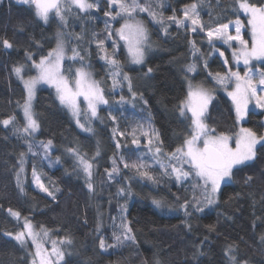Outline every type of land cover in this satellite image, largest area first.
Here are the masks:
<instances>
[{
  "label": "trees",
  "instance_id": "obj_1",
  "mask_svg": "<svg viewBox=\"0 0 264 264\" xmlns=\"http://www.w3.org/2000/svg\"><path fill=\"white\" fill-rule=\"evenodd\" d=\"M96 1L99 7L88 14L79 13V18L75 9L66 14L65 27L54 15L48 24H43L28 5L17 0H0V120L15 115L16 122L23 125L17 101H22L24 89L12 71L13 66L27 63L29 68L24 72L25 77L33 75L32 61H27L26 52H31L38 62L41 55H47L54 47L56 33L64 27L68 33L71 30L73 35L82 36L79 41L73 39L69 46L78 47L81 54L89 52L94 79L102 81L109 99V105L99 110L100 119L93 121L94 134L82 132L51 90L45 88L37 92L33 102L40 123L36 135L23 138L13 132L12 126L5 128L0 124V264H29V254L11 238L12 235H5L22 229L9 209L18 211L21 219L27 217L36 230L40 231L43 226L57 240L65 236L72 238V245L67 247L68 256L61 264H143L145 259H158L160 264H227L224 250L228 245L235 247L239 259L247 260L249 264H264V243L260 241L264 235V147L257 146V159L251 162V167L237 171L230 182L221 187L217 203L205 207L202 212L193 211L190 217H185L183 209L175 214L159 212L151 202L160 200L170 208L179 207L186 198L191 200V179L177 184L153 165L152 172L159 181L153 183L120 164V175L112 182L108 181L105 169L113 166L110 158L114 154L117 159L123 154L129 161L143 154L152 163L146 138L140 137L141 144L134 145L132 137L127 135L131 128L149 117L160 134L165 152L174 151L183 142L189 127L185 119L180 118L176 105L186 93L185 68L189 64L194 63L198 68L199 73L191 75L194 82H203L214 91L215 99L206 116L209 126L215 127L217 133L229 134L236 132V126L230 101L220 93V87L209 75L210 72H224L220 58L210 54L213 47L206 43L204 33L178 28L173 21L165 20L166 35L160 24L155 26L142 18L154 46L144 66H126L123 51H117L116 58L120 60L122 70L131 77L137 99L131 103H116L122 95L126 100L131 99L124 90L121 93L112 90L105 64L99 60L101 50L93 34L99 39L108 35L104 15L108 6L105 0ZM193 2L198 3L200 17L206 25L228 23L237 18L232 8L233 0H164V7L158 11L165 18L173 12L181 18V9ZM251 2L264 4V0ZM239 18L246 25V15L240 12ZM117 25L118 22L114 24ZM244 36L247 37L246 32ZM4 39L13 45L11 49L3 47ZM190 40L199 49L195 56ZM71 64L69 60L64 62L66 74ZM149 68L152 69L150 73ZM110 112L117 117L116 124L110 119ZM263 117L264 112L250 111L244 127L263 135ZM113 128L124 131L127 138L118 133L114 138ZM49 139L53 142L48 153L53 161L51 166L43 163V149L34 144ZM26 141L33 144V151L38 155L28 154L25 167L27 171L35 167L50 190L59 189L55 192V200L33 187L30 181L23 192L17 186L18 160L21 152H28ZM116 141L121 144L119 150ZM68 148L78 149L93 163L94 192L88 191L81 175L70 173L66 162L70 153ZM98 149L99 155H96ZM57 157L59 163H55ZM248 175H252L253 180L245 184ZM120 187L130 189L131 195H117ZM121 216H126L130 222L136 242L128 241L102 251L100 239L103 238L106 244L114 243L113 228H117V217ZM209 226H213L212 231ZM197 249H202L204 255L197 254Z\"/></svg>",
  "mask_w": 264,
  "mask_h": 264
},
{
  "label": "snow or ice",
  "instance_id": "obj_2",
  "mask_svg": "<svg viewBox=\"0 0 264 264\" xmlns=\"http://www.w3.org/2000/svg\"><path fill=\"white\" fill-rule=\"evenodd\" d=\"M17 2L31 7L34 10L35 17L44 24H48L50 17L54 14L65 27L67 26L66 14L72 13L73 9H78L76 15L79 18V13H88L90 10L99 7L95 0H17ZM163 7L164 0H157L155 5H153L152 0H108L109 10L104 12V15L108 17V21L105 22V31L108 33L107 39H112L113 51L109 53L104 48L105 40L99 39L96 34H93V39L98 49L104 53L101 59L108 65V78L111 80L112 90L123 88L126 83L128 91L131 93V100H126L122 95L116 103H131L137 99V94L133 91L132 79L127 72L122 70L121 62L116 58L115 50L119 46V41H122L131 63L136 65L145 63L146 49L149 47V33L143 20L138 19L137 16L139 13H147L153 22L160 24L161 30L166 35L168 34V26L165 20L173 21L178 28H184L190 32L199 30V32L204 33L210 46L213 45V41L219 40L233 48V61L236 64L242 63L245 66L243 75L240 71L232 70L227 59L224 60V67L228 69L226 72H210L209 75L214 83L226 91L231 99L235 112V125H241V122L249 115L250 103L254 102L257 108L264 110V71L259 68L254 71L250 67L252 60L264 61V4L252 3L251 0H233L232 8L237 13V18L228 23L219 22L214 25H206L202 21L198 11L199 5L196 2L183 8L182 18H179L175 12L165 18L162 13L156 10ZM240 12L248 18V26L251 30L250 41L244 39L241 35V30L245 25L242 24L239 18ZM118 20L123 22L120 23L118 28H113L111 22ZM187 22H190V25ZM231 26H234L235 34L230 32ZM114 36L118 37L119 40L114 39ZM70 39L79 41L82 36L71 33L65 34L62 30H58L55 47L50 49L47 55H41L38 62L31 52H26L27 61H32L31 69L35 70L36 75L25 77L24 72L29 68L27 63L13 66L12 71L20 79L24 89L22 101H17L24 123L22 126L19 125L16 122V116L13 115L0 120V124H3L5 128L12 126L13 132L23 138L33 137L39 131L40 123L36 118L33 100L37 86L45 84L55 89L59 103L69 111L77 127L84 132L94 134L93 121L100 119L99 106L109 105V99L105 94L102 81L94 79L87 70L86 65L83 63L84 57L78 47L73 46L71 55L67 54L66 46L70 43ZM233 41L239 45L238 48L234 47ZM2 43L5 49L13 47L7 39H4ZM189 43L195 56L199 49L194 41L190 40ZM213 50L219 51L215 47H213ZM219 55L223 58L225 53L220 51ZM65 60L73 62L79 60L81 62L80 66L76 67L74 75L71 73V66L68 69L69 74H65L63 70ZM205 67H207V61H205ZM148 72H152V69L149 68ZM195 72L196 64L186 66L185 73ZM186 80V94L176 105V111L181 117L189 121V131L183 142L174 151H164L162 141L159 139L160 134L152 126L150 117L143 123L131 128V132L127 135L132 137L131 143L134 145L141 144L140 137L146 138L147 149L148 153L151 154L152 162L159 164L163 175L170 178L174 176L177 184L181 185L184 181L190 179L193 181L191 200L186 198L184 203L179 205L183 209L185 217H190L193 215V211L202 212L205 207L217 203V194L221 190L222 183L230 181L237 171H241L245 167H251V162L257 159V145L264 147V135L243 126L234 134L217 133V129L210 127L206 122L209 105L215 99L212 90L206 87L203 82H194V77L186 76ZM230 85H232L231 88ZM81 101L86 106L83 109L81 108ZM109 117L113 124L117 123V117L111 112ZM112 131L114 138L117 133L120 137L127 138L126 133L119 131L118 128H113ZM233 140L234 146H232ZM26 142L28 152L33 156L38 155L37 152L33 151V144L30 141ZM38 147L42 148L44 155L47 156L53 147V142L51 139L47 142L41 141ZM116 148L117 150L121 148L119 141H116ZM67 151L76 157L77 164L84 174L85 186L88 191L90 193L94 192L93 163L85 155H81L76 148H68ZM25 155L23 152L20 153V159L18 160L20 168L16 173L17 186L21 192L24 189L20 174L24 171ZM96 155H99V149ZM110 160L113 166L110 169H105L109 182L120 175V164H123L125 169L133 170L142 179H147L153 183L159 182L152 172L153 163L145 159L143 154L138 155L135 160L131 161L125 158L123 154H119V159H117V154H114ZM59 162L60 158L57 157L55 163ZM32 176L34 178L33 182L39 190L55 200V192L59 189L50 190L46 187L35 167H33ZM252 180L253 176L248 175L244 183L248 184ZM125 194L131 195L130 189L120 187L117 195ZM176 199L179 200L180 197L177 196ZM153 204L156 207L164 206V203L160 200H153ZM121 209L126 211L123 205H121ZM8 211L17 220L20 219L21 214L18 211L12 209ZM115 219L114 217L113 223H115ZM187 226L191 227L190 225ZM117 227L120 231L113 233L114 243L106 244L103 238L100 239L99 247L102 251L123 245L128 241L136 242L133 229L126 216L120 217V223ZM99 228L100 224L98 223L97 231H99ZM212 230L213 226H209V231ZM41 233L44 240L49 238L47 229L41 226L40 231H36L33 223L25 217L22 230L15 234L5 233V235H12L17 244L24 249H28V242L31 241L34 251H28L31 257L29 264H61L65 256L63 246L72 245V238L65 236L58 241L53 240L51 251H48L41 240ZM260 241L264 243V235H261ZM235 252L236 249L233 245H228L225 248L224 256L227 264H249V261L239 259ZM197 254L204 255L202 249H197ZM143 264H160V261L158 259L152 261L145 259Z\"/></svg>",
  "mask_w": 264,
  "mask_h": 264
},
{
  "label": "rangeland",
  "instance_id": "obj_3",
  "mask_svg": "<svg viewBox=\"0 0 264 264\" xmlns=\"http://www.w3.org/2000/svg\"><path fill=\"white\" fill-rule=\"evenodd\" d=\"M106 1V3H107V6H108V0H105ZM95 2H97L96 0H95ZM152 2H153V5H155L156 4V2H157V0H152ZM158 9H160V8H157L156 10L158 11ZM96 10V9H95ZM108 10H109V8H108ZM75 11H77L78 12V9H75ZM91 11H93V10H90L88 13H90ZM182 11H183V9H181V18H182ZM159 12V11H158ZM88 13H81V14H88ZM54 15V14H53ZM52 17V16H51ZM50 17V18H51ZM106 17V16H105ZM107 19H106V21H108V17H106ZM137 18L138 19H142V18H146L147 20H149L153 25H155V26H158L159 24L158 23H155V22H153L152 21V19L148 16V14L147 13H139L138 14V16H137ZM143 20V19H142ZM42 22V21H41ZM116 22H118V25L117 26H114V24L116 23ZM123 21L122 20H118V21H112L111 23H112V26H113V28H118L119 26H120V23H122ZM241 22H242V20H241ZM43 23V22H42ZM189 25H190V22H187ZM44 24V23H43ZM242 24H244L243 22H242ZM167 25V24H166ZM245 25V24H244ZM58 30H62L61 28H59ZM65 34H68V32L66 31V28L64 27V29L62 30ZM230 32L232 33V34H235V28H234V26H231L230 27ZM244 32H246L247 33V37H245L244 36ZM69 33H71L72 34V31L71 30H69ZM191 33H195V32H191ZM241 35L243 36V38L244 39H246V40H248V41H250L251 40V30H250V27L248 26V18H247V16H246V25H245V27L244 28H242V30H241ZM114 39H116L117 41L119 40V38L118 37H113ZM104 40H105V44H104V47L107 49V51L109 52V53H111L112 51H113V48H112V39H107V36H106V38H104ZM71 41H73V39H70V43H71ZM205 41H206V43L207 44H209L208 43V40H207V37L205 36ZM70 43H68V45L66 46L67 47V54L70 56L71 55V48H70ZM55 44H56V36H55V40H54V47H55ZM232 44L234 45V47H239V45H237L236 44V42H232ZM212 47H215V48H218L219 49V51H214L213 49H212V51H211V55H216V56H218L219 58H220V62H221V64L223 65V67H224V60L225 59H227L228 61H229V67H231L232 68V70H234V71H240L241 72V74L243 75V72L245 71V66L241 63V64H236L234 61H233V56H232V53H233V48L232 47H229L228 45H226V44H224L222 41H219V40H215V41H213V45H211ZM53 47V48H54ZM119 49H121L122 51H123V54H124V60H125V64H126V66H128V67H130V68H132V67H136V68H139V67H142V66H144V64H142V65H136V64H133V63H131V61H130V59H129V56H128V52H127V49H126V47L124 46V44H123V42L122 41H119V46L116 48V50H115V53H117V51L119 50ZM154 51V46H153V43L151 42V40H150V38H149V47L146 49V55H145V62H146V60H147V57L150 55V54H152V52ZM220 51H223L224 53H225V55H224V57L222 58V57H220V55H219V52ZM83 57H84V61H83V63L86 65V67H87V70L92 74V77L94 78V76H93V71H92V68H91V64H90V60L88 59L89 58V52L87 53H84V54H81ZM102 55H104V53L102 52V51H99V60L100 61H102L104 64H105V70H106V72H107V76H108V65L105 63V61L103 60V59H101V56ZM65 61H67V60H65ZM64 61V62H65ZM69 62L70 63H72L71 64V73L74 75V72H75V69H76V67H79L80 66V61L79 60H77L76 62H73V61H71V60H69ZM250 67H252L253 68V70L255 71V69H257V68H259L260 70H262V71H264V61H258V60H252L251 61V64H250ZM65 68H63V70H64ZM34 70V69H33ZM228 69L227 68H225L224 67V72H226ZM65 72V71H64ZM66 72H67V74L66 75H68L69 74V72H68V69L66 70ZM197 73H199L198 72V68H196V72H195V74H197ZM194 73H187V76H191V75H193ZM33 75H36V72H35V70H34V73H33ZM17 77V76H16ZM18 79V78H17ZM209 79H210V77H209ZM18 81L20 82V84L22 85V87H23V84L21 83V81H20V79H18ZM108 81H109V84L112 86V84H111V80L108 78ZM214 82V81H213ZM215 84V83H214ZM216 85V84H215ZM218 86V85H217ZM124 88H117L115 91H116V93H121V91L122 90H124L125 92H127V95L130 97V99H131V93L128 91V87H127V84L125 83V85L123 86ZM187 87V80H186V78H185V88ZM230 88L232 87V85H230L229 86ZM49 89V90H51V92L54 94V96H55V98H56V100L58 101V99H57V96H56V92H55V89H53V88H51V87H49L48 85H45V84H40V85H38L37 86V90H36V94H37V92L39 91V90H41V89ZM212 90V92H213V95H214V91H213V89H211ZM219 91H220V93L221 94H223L229 101H230V103H231V107H232V110H233V113H234V121H235V112H234V108H233V105H232V101H231V99L228 97V95H227V93H226V91H224L222 88H220L219 89ZM36 94H35V96H36ZM186 94V93H185ZM34 99H35V97H34ZM33 102H34V100H33ZM58 103H59V101H58ZM60 104V103H59ZM61 105V104H60ZM104 105H100L99 106V110L103 107ZM63 107V106H62ZM86 106L85 105H83V103H82V101H81V108L83 109V108H85ZM63 109L66 111V113L69 115V117L71 118V120L73 121V123L76 125V123H75V120H74V118L71 116V114L69 113V111L66 109V108H64L63 107ZM264 112V110H261V109H259V108H257L256 106H255V103L254 102H252V103H250L249 104V112ZM19 113H20V117H21V120H22V122L24 123V118H23V115H22V112H21V110H19ZM180 116V115H179ZM206 116H207V114H206ZM180 118L181 119H183L184 120V118L183 117H181L180 116ZM247 118V117H246ZM246 118H245V120L244 121H242L241 122V125H235L236 126V132H238L239 131V128L241 127V126H243L244 127V123H245V121H246ZM186 122H187V125H188V127H189V121L188 120H185ZM206 122H207V118H206ZM263 123H264V117H263ZM3 125V124H2ZM77 126V125H76ZM80 129V128H79ZM81 130V129H80ZM82 131V130H81ZM82 132H84V131H82ZM235 132V133H236ZM38 132H36L34 135H36ZM85 133H88V132H85ZM263 135H264V133H263ZM35 144V146L36 147H38V145L39 144H36V143H34ZM232 146H234V140H233V142H232ZM258 146V145H257ZM50 152V151H49ZM28 154H30L29 152H27L26 153V155L24 156V165H23V167H24V171L20 174V179L22 180V187L24 188L25 187V185H27V183H29V181H30V183L32 182V186L33 187H35L37 190H39V188L36 186V184L33 182L34 181V178H33V176H32V172H33V170L32 169H28V171H27V168L25 167V163H26V159H27V157L26 156H28ZM152 158V157H151ZM41 159H42V161H43V163H45V164H47V165H50V162H51V164L53 163V161L48 157V154H47V156H45L44 155V151H42V154H41ZM66 162L68 163V169L70 170V173H73V174H75V175H81L83 178H84V174H83V172L80 170V167H79V165L77 164V161H76V157H74L72 154H68V157H67V160H66ZM153 163V165L154 166H156V167H158L159 169H160V167H159V164H156V163H154V162H152ZM185 167H187V166H185ZM19 168H20V166L18 167V170H17V172L19 171ZM67 172H68V170H67ZM93 173H94V171H93ZM174 180H175V177L173 176L172 177ZM84 181H85V178H84ZM16 182H17V176H16ZM175 182H176V180H175ZM230 181H227L226 183H222V185H221V187L223 186V185H225V184H227V183H229ZM177 183V182H176ZM19 190H20V188H19ZM219 194V193H218ZM218 194H217V198H218ZM164 203V206L163 207H156V205L155 204H153V201L151 202V205L157 210V211H159V212H164V213H170V214H172V213H178V211L181 209V208H179V207H177V208H175V207H173V208H170L168 205H167V203H165V202H163ZM212 206V205H211ZM208 207H210V206H208ZM16 219V218H15ZM20 223H21V226H22V229H23V224H24V219H19L18 220ZM120 223V217H117V224H119ZM21 229V230H22ZM35 229V228H34ZM36 230V229H35ZM36 231H39V230H36ZM113 232H118V227L117 228H113ZM12 238V237H11ZM41 240H42V242H43V245H44V247L48 250V251H51V247H52V241L53 240H57V239H55V238H53L51 235H50V233H49V238L47 239V240H44L43 239V234L41 233ZM58 241V240H57ZM67 247H68V245H64L63 246V248H64V250H65V256H64V260H65V258L68 256V252H67ZM23 250H25L27 253H28V251L29 250H32V251H34V249H32V246H31V241H29L28 242V249H24V248H22ZM30 259H31V257L29 256V261H30ZM63 260V261H64ZM62 261V262H63ZM61 262V263H62Z\"/></svg>",
  "mask_w": 264,
  "mask_h": 264
}]
</instances>
